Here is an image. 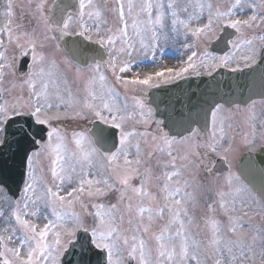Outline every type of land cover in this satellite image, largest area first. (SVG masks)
I'll return each instance as SVG.
<instances>
[{
  "label": "snow or ice",
  "instance_id": "1",
  "mask_svg": "<svg viewBox=\"0 0 264 264\" xmlns=\"http://www.w3.org/2000/svg\"><path fill=\"white\" fill-rule=\"evenodd\" d=\"M0 264H264V0H4Z\"/></svg>",
  "mask_w": 264,
  "mask_h": 264
},
{
  "label": "water",
  "instance_id": "2",
  "mask_svg": "<svg viewBox=\"0 0 264 264\" xmlns=\"http://www.w3.org/2000/svg\"><path fill=\"white\" fill-rule=\"evenodd\" d=\"M59 2L62 5H68V10L69 11H74L76 7V0H59ZM71 39V38H68ZM86 43V42H85ZM95 47V46H92ZM248 71V70H246ZM239 76L241 79H245L244 74H232L227 72L226 70H221V73L217 74L216 80L217 83L223 82L225 85H227L230 81V78L234 76ZM221 76L223 77V80L221 81ZM211 78H198V79H190L185 82L173 85L171 87L167 88H161V89H156L153 90V92L150 94V101L149 103L155 106L157 102H160V106L163 107V101L167 100L168 97L171 96H176L178 93H182L183 91H187L191 89L195 93L199 92H204L208 90L209 86V81ZM159 97V101L157 98ZM244 161H241L240 167ZM15 186L13 185V189Z\"/></svg>",
  "mask_w": 264,
  "mask_h": 264
},
{
  "label": "rangeland",
  "instance_id": "3",
  "mask_svg": "<svg viewBox=\"0 0 264 264\" xmlns=\"http://www.w3.org/2000/svg\"><path fill=\"white\" fill-rule=\"evenodd\" d=\"M181 53L179 51L178 48H169L165 51V59H164V62L169 64V66L173 65V64H177L178 63V58L180 57ZM234 119L236 120H240V116H235ZM71 123V122H69ZM240 155L242 154H239L235 157V159L238 157H240ZM235 159L233 160V166H234V161Z\"/></svg>",
  "mask_w": 264,
  "mask_h": 264
},
{
  "label": "flooded vegetation",
  "instance_id": "4",
  "mask_svg": "<svg viewBox=\"0 0 264 264\" xmlns=\"http://www.w3.org/2000/svg\"><path fill=\"white\" fill-rule=\"evenodd\" d=\"M16 2H17L18 4H20V3H23L24 0H16ZM3 3H4V0H0V7L3 6ZM16 11L19 12V9L17 8Z\"/></svg>",
  "mask_w": 264,
  "mask_h": 264
}]
</instances>
